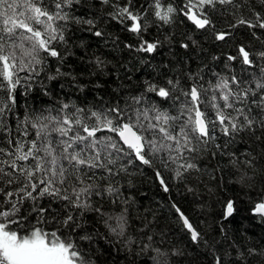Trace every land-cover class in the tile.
<instances>
[{
	"label": "snow or ice",
	"instance_id": "1",
	"mask_svg": "<svg viewBox=\"0 0 264 264\" xmlns=\"http://www.w3.org/2000/svg\"><path fill=\"white\" fill-rule=\"evenodd\" d=\"M165 46L183 52L154 65ZM133 60L152 69L139 83ZM244 137L264 152V0H0V264H170L183 249L152 220L133 230L126 178L151 168L163 193L195 192L217 155L264 172L231 150ZM245 195L203 220L168 196L170 231L205 264H264L244 226L264 225V189Z\"/></svg>",
	"mask_w": 264,
	"mask_h": 264
},
{
	"label": "trees",
	"instance_id": "2",
	"mask_svg": "<svg viewBox=\"0 0 264 264\" xmlns=\"http://www.w3.org/2000/svg\"><path fill=\"white\" fill-rule=\"evenodd\" d=\"M257 4H259V0H257ZM175 31L177 33V39H179L180 34L184 31V26H177ZM204 43L205 47H210L209 42ZM175 52L182 53L183 50L175 47L173 49V54L170 55L167 46H165L162 50V54L157 55L152 63L156 65L160 64L161 61H171L172 64H175L177 59L174 55ZM122 60L125 62L129 60L127 54H124ZM196 63L197 61L194 58L191 62V66L195 68ZM200 63L202 65L207 63L209 68L212 67L210 61H203ZM205 71H207V68ZM121 72L123 73L124 69H121ZM151 73V68L141 65L134 60L128 71V74L131 75L133 80L137 83H139L142 78L150 76ZM113 87H115V85H113ZM36 94L37 93H33V95ZM230 148L232 151L237 152L241 160L245 159L244 154L248 152L256 155L258 159L264 155V152H261L258 142H256L254 138H238ZM199 163L208 175H204L201 180L193 179L187 182L189 186L195 189V192H188L184 185L169 180L171 192L168 194L163 193L158 182L155 180L154 170L146 167L143 168L142 171L134 172L133 175L126 178V181L130 180L131 184L125 181L124 186L121 188V192L124 196H127L131 201L130 216L134 231L136 226L143 224L146 219L152 220L154 226H156L157 232L163 228L168 233L165 238L166 242L162 245L163 247L167 248L176 245L183 249L184 255L172 257L170 264H205V260L203 248H197L196 245L188 243L180 232L171 233L170 229H174L175 225L172 224V217L168 211V196H171L173 200L179 203L181 208L189 214L190 218L194 220H203L204 217L201 215L200 205L211 206L216 204L222 194L236 195L239 199L243 200L246 199V193L258 195L261 190L264 189V172H261L259 168L253 172L252 170L245 169L242 164L233 165L229 163V157H221L220 155H217L215 159L206 156L204 159L200 160ZM238 168L239 171L237 170ZM245 171H247L248 177L253 178V184L250 189L242 188L237 182L239 175ZM169 176L170 174L165 172V177L168 178ZM209 176L215 178L211 179ZM209 188H212L214 191L209 192ZM213 212L214 210L209 207L208 223H211ZM244 226L248 227L249 233L254 234L253 239L248 241L249 243H258L261 239H264V225H249L248 221L245 220ZM97 227L102 230L101 225L97 224ZM233 227H241L239 219H237L235 225L229 226L230 229ZM98 264H112V261L107 256L101 255L98 258ZM141 264H143V261Z\"/></svg>",
	"mask_w": 264,
	"mask_h": 264
}]
</instances>
